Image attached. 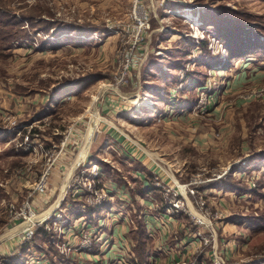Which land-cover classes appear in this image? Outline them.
Listing matches in <instances>:
<instances>
[{
	"label": "rangeland",
	"instance_id": "1",
	"mask_svg": "<svg viewBox=\"0 0 264 264\" xmlns=\"http://www.w3.org/2000/svg\"><path fill=\"white\" fill-rule=\"evenodd\" d=\"M132 1L0 0V85L9 86L30 105L49 93L55 124L62 132L59 141L66 142L67 156L58 159L57 184L50 187L53 198L43 209L61 198L65 224L72 228L66 234L45 230L38 244L48 248L49 264H90L74 248L84 243L87 232L94 247L111 245L109 229L115 226L118 235V226L126 223L124 204L115 199L131 197L129 186L139 192L140 179L148 185V166L154 164L168 183L194 181L195 193L186 194L194 212H204L197 204L202 198L215 213L213 239L197 254L185 249L184 227L175 231L171 246L177 248V258L193 255L199 264H211L210 255L217 249L229 264L247 258H259L255 264H264V96L250 95L264 86V57L255 44H264V0H181L178 5L174 0L164 4L145 0L154 20L142 42V54L127 84L112 87L129 38ZM189 6L199 11L200 31L188 18L196 19L191 11H184ZM224 6L244 23L239 39L232 36L239 40L234 43L220 34L217 15L224 13ZM171 9L175 11L168 12ZM13 19L19 24L1 22ZM195 32L199 37H193ZM231 47L246 48V53L233 55ZM106 100L113 105L103 110ZM13 159L0 151V170L1 164L10 166ZM93 165H98L97 174ZM142 168L145 172L138 174ZM230 184L240 189L229 188ZM101 188L110 197L105 204L114 208L99 211L104 214L99 222V212L93 218L78 216L76 208L82 203L91 206L86 197ZM161 190V200L155 198L160 211ZM7 192L2 190L3 198L17 199L16 204L27 193L16 186ZM109 209L113 216L107 218ZM178 218L190 232L195 230L186 213ZM85 222L90 223L86 230ZM135 223L129 222L132 227ZM94 228L104 235L102 241L94 237ZM67 240L73 249L64 254L57 246ZM156 253L161 261L152 264L169 262L162 251ZM28 256L20 252L13 259L23 262ZM99 256V264L119 262L105 259V253Z\"/></svg>",
	"mask_w": 264,
	"mask_h": 264
},
{
	"label": "built area",
	"instance_id": "2",
	"mask_svg": "<svg viewBox=\"0 0 264 264\" xmlns=\"http://www.w3.org/2000/svg\"><path fill=\"white\" fill-rule=\"evenodd\" d=\"M159 1L161 4H164L168 0ZM147 5L148 4H146L145 0L132 1L130 12L131 22L127 24V27H129L127 29V31L129 32V38L127 39V41H125L124 49L120 53L121 61L111 86L115 85V87H119L127 84L128 80L130 79L131 70L134 68L140 54H142V42L147 37L146 32L150 28L151 23V14ZM186 8L190 9L191 13L194 15L193 17L196 19H192L186 15L184 16L191 19L190 21H192V23L194 22L195 30H199L198 25H201L199 11H196L195 13L193 10L195 7L193 6L184 7V11ZM169 11L173 12L175 10L171 9L168 10V12ZM195 33H193V37H199L197 32ZM200 37L203 36L200 35ZM213 40L216 41V38H213ZM250 95L255 97L264 96V86L253 89ZM2 119L6 124V129L8 130L14 129L17 126L16 116L10 111L3 112ZM16 145L18 147L22 146V148H24L25 150L32 149L33 147L31 145L29 133L25 134L23 136V141L17 142ZM65 147L66 142H61L59 148L43 149L35 160L30 161L29 165H25V168H17L16 174L22 175L24 171L32 167L31 164L40 162V159H44V162H41L42 168L40 170V173L35 175V177L33 178L34 180L29 186L25 197L21 202L19 201V204L15 203L17 199H8L6 201L5 198H3L0 202L5 205L4 207H6L5 209L9 221V226L4 229L3 233L0 235V244L9 239L14 241V245L12 247H8L6 245L4 248H2L3 251H0V264H49L50 258L41 251H30L29 256L25 258L23 262H14V253H17L16 250L24 243L31 241L33 234L39 226H42L44 231L52 230V228L55 230L57 229L60 234H66V231H69V229L72 228L70 227V224H65L68 218L64 217L62 206L59 205L61 198H59V200H56V204L51 203L48 208L43 209V206L50 203L53 198V191L49 187L50 172L55 167L58 159H63V156L66 155ZM243 164H245V162ZM93 169L96 170L95 173L97 174L98 165H93ZM227 171L228 169L224 172L226 173ZM154 174L156 175L155 186H157L159 189L162 188L163 190L161 191L163 193L164 202L161 213H163L167 222L177 220L178 216L182 213H186L189 216L190 220L192 221L191 223L195 226V230L190 232V227L185 225V236H183V240H186L185 246L190 249V254H197V252L204 245L209 244L211 239H213L211 235L214 236L215 226L213 224L212 218H214L215 213H212L207 209V207L204 206L205 200L202 198L198 199L197 204L200 206V208L204 209V212L196 213L191 209L186 194L188 191H190L191 193H195V188L191 186L192 184H194V181H189L182 184L168 183L165 179H162L157 172H154ZM77 192H80V190L77 189ZM106 201H110V197H107L104 188H101V190H94L91 192V195H88L86 197V203L90 204L92 207H102ZM80 205L82 208H84L85 203H82ZM41 210L42 212H40ZM44 212L47 213L39 219L31 221V218ZM107 215L108 217L113 216L111 215V213H108ZM25 222L28 223L27 226L24 228H20L19 226ZM82 226H84V230H86V228H90V223L85 222ZM150 228L152 229V227L148 226V229ZM10 230L15 231L10 234L4 235ZM92 231L97 234H94V237L99 238V240L101 241L103 240L104 235L100 230L94 228ZM83 237L85 239L84 243L78 247H75L74 249L79 251L80 259L83 258L84 260H90V264H99V255L105 253V250H116L117 244L115 242H111V245H109L108 248H105L102 245H100V247L98 248L94 247L91 234L88 235V232L84 233ZM51 241H53L52 237ZM69 242L70 240H67L62 246H57V244L56 246L59 247L61 253L67 254L73 249V245L69 244ZM38 247L39 249H41L45 246L43 244H38ZM216 250L217 249H213L210 255L211 264H229L226 262V259H224V255L221 253V251L217 250L219 252L218 253ZM176 258L177 256L172 258L171 261L164 264H199V261H197V259L193 257V255L192 257H188L186 259ZM105 259L103 261L104 263L106 262ZM117 259L119 262H125V264L126 262L129 263L125 260L124 253H120V256L117 257ZM258 260L259 258H247L241 263L237 262L236 264H255Z\"/></svg>",
	"mask_w": 264,
	"mask_h": 264
},
{
	"label": "crops",
	"instance_id": "3",
	"mask_svg": "<svg viewBox=\"0 0 264 264\" xmlns=\"http://www.w3.org/2000/svg\"><path fill=\"white\" fill-rule=\"evenodd\" d=\"M174 1L177 2L176 3L177 5L180 2L178 0H174ZM177 5H173V6H177ZM1 85H0V151L4 152L5 155H9L10 158L12 159L14 158V159L10 166H5L1 164L0 171H2V173L0 174V197L2 196V198L0 200L3 199L2 190L7 192L8 188L10 189L12 186L13 188L15 186L19 189L22 188L23 192L28 191L29 186L32 184L34 180L33 178L36 175V171L39 170L37 166L40 165V162H35L34 164H31L32 167L24 171L22 175L16 174L17 168H25V165H29L30 161L35 160L43 149L59 148L61 143L59 141L58 136L62 135V132H58V127L55 124L53 112H49L43 115L40 114L42 106L50 101L49 93H45L40 98L37 97L34 100H31V102H29L31 103L30 105L24 102L23 96H21L20 94L17 95L13 91L9 90L8 89L10 88L9 86H3L4 87L3 88ZM49 103L51 107L52 105L51 103H53V101L52 102L50 101ZM111 103L112 101L106 100L104 104H101L102 109L103 110L110 109L111 106L113 105ZM26 108H30L32 112H29V110L28 112H26L25 111ZM5 111H10L16 116L17 126L14 129L11 130L6 129V124L2 119V113ZM28 133L33 148L29 150H25L24 148H22V146L18 147L16 144L17 142H22L23 136ZM59 166L60 164H58L57 162L55 167L50 172L49 187L51 188H55L57 184L56 176L60 170ZM148 167H149V171L153 173L156 172L157 170V166L154 164H151ZM136 172L138 174L141 173V171H136ZM143 181L145 182V180ZM144 184L147 185L146 183ZM116 191L118 193L119 191H121L120 185L118 186V189H116ZM10 192L11 194L13 193V191L11 190ZM135 198L137 202H139L142 206L141 214L145 221L147 231L153 237V251H160V252L162 251V253L166 254L167 256L166 258L169 261H171V259L175 257L174 252L177 251L176 250L177 248L176 249L172 248L173 246L172 242L174 240L173 236H175L176 232L179 229L182 230V228L185 227V224L179 222V218L175 221L167 222L165 220V216L163 215V213H161L162 211H160L158 207L157 201L152 195H150L149 197H142L136 194ZM116 199H115V203L124 204L125 214H122L124 215V217L122 218L126 220V223L118 226V235H115V230H116L115 226H112V228L109 229L110 241L115 242L117 246H116V250L112 251L111 256L107 254L108 250H105L104 251L105 257L106 259L110 258L114 260L113 258L117 259V257L120 256V253H124V256L126 255L127 258L129 257L127 261L130 264H132L130 258L131 255L134 254V252L131 250L130 230L132 229V226L131 224H129V222L132 221L131 213L133 211V209H130L129 207L132 205L131 197L126 198V196L124 195L123 196L118 195ZM113 205L114 204L110 205L111 208L113 207ZM145 205H147L146 208ZM0 206H1L0 207V230H1L4 227L7 228V226H9V221L7 218L6 209H4L5 207L1 203ZM111 211L112 210L109 209V213H111ZM102 217H104V214L102 213L100 214L99 212L97 221L99 222V220ZM106 217L108 218V215ZM151 217H153L152 221H150ZM148 226L152 227V229L151 228L148 229ZM12 232L13 230H10L5 235L10 234ZM6 245L8 247H12L14 245V241L10 239L4 241V243L0 244V251ZM186 248L188 249L187 246ZM33 250L44 252L47 256L50 257L48 248L43 247L39 249L38 247L35 248L32 246V248L28 251V253ZM16 251L17 253L19 252V250ZM153 261H155L156 263L157 262L159 263V261H161V258L160 256L157 255V253L156 254L152 253V256L150 257V263L152 264ZM129 263L126 262V264ZM116 264H125V262L124 263L117 262Z\"/></svg>",
	"mask_w": 264,
	"mask_h": 264
},
{
	"label": "trees",
	"instance_id": "4",
	"mask_svg": "<svg viewBox=\"0 0 264 264\" xmlns=\"http://www.w3.org/2000/svg\"><path fill=\"white\" fill-rule=\"evenodd\" d=\"M206 7L208 9H210L209 7H211V6L208 5ZM215 11H218V10H215ZM232 12H234V11H232L230 8H226L224 6V13L217 15L218 16L217 19H219L218 23H219L220 34L224 35L226 37V41H228L229 43H234V42L239 41V40H237V39H239L238 37L243 34V31L240 30V28L243 27L242 25H244V23L240 19H238L236 17V15H234ZM153 20H154V17H151V24H152ZM1 22L5 26L6 25L16 26L19 24L20 21L13 19V20H3ZM233 35L237 39H233V37H232ZM240 40H241V42L248 43V39H240ZM255 44L258 45L257 47L261 50V54L264 57V44H262L259 41H257V43H255ZM247 46H249V45H246V47ZM245 50H246V48H245ZM245 50H239V49L233 50V48L231 47L232 54L236 55V56L245 54L246 53V52L244 53ZM68 86L69 85H66L64 87H68ZM49 99L51 102L54 100L51 97ZM49 102L42 106L41 112H40L41 115L54 111L53 108L52 109L50 108ZM145 169H146V167H145ZM141 172H145V170L142 168ZM147 172H148V176H149V184L148 185H145L143 183V180L140 179L141 185H140V190H138L139 192H132L131 187L130 186L128 187L129 193L131 195V204H132L129 207H130V209H133V211L131 213V218L134 222L136 221L135 226L132 227V229L130 230L131 250L134 252V254H132L131 258H130L132 264H151L150 263V257L152 256V253H153V250H152L153 237L147 231L145 221H144L143 216L141 214L142 206L139 202H137V200L135 198L136 194H139L142 197H149L150 195H152L154 198H158L160 196L158 187L155 186V184L153 183L152 172L149 170ZM229 188L240 189V187L237 186L236 184H233V185L230 184ZM159 199L161 200V197H159ZM128 205H130V204H128ZM133 206H134V208H133ZM106 207H110V204L106 203L102 207H92V206H88L87 208L86 207H84V208L79 207V208H76L75 212L78 216L85 215V216L93 218V215L95 213H97L99 211L101 212ZM44 233H45V231L43 230V228L37 227L35 233L33 234V237L31 238V241H30L31 243L27 242V243H24L22 246H20L17 249V250H19V253L20 252H23V254L28 253V251L32 248V246L37 248L38 247L37 239L43 237ZM14 255H16V253H14ZM14 259H17V258L15 257Z\"/></svg>",
	"mask_w": 264,
	"mask_h": 264
},
{
	"label": "bare ground",
	"instance_id": "5",
	"mask_svg": "<svg viewBox=\"0 0 264 264\" xmlns=\"http://www.w3.org/2000/svg\"><path fill=\"white\" fill-rule=\"evenodd\" d=\"M189 10H190V9L186 8V9H185V12H187V11H189ZM187 14H189V13H187ZM92 134H94V132H93ZM52 207H53V206H52ZM52 207H51V208H52ZM51 208H50V209H51ZM47 212H48V211H47ZM47 212H44V213H42V214H39V215H37V216L31 218V221L39 219L40 217H42L43 215H45ZM27 224H28V223L25 222V223L21 224L19 227H20V228H24V227L27 226ZM13 231H15V230H13Z\"/></svg>",
	"mask_w": 264,
	"mask_h": 264
}]
</instances>
